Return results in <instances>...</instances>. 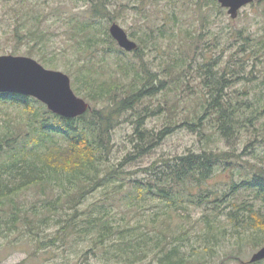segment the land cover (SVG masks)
<instances>
[{
	"label": "trees",
	"instance_id": "16d2710c",
	"mask_svg": "<svg viewBox=\"0 0 264 264\" xmlns=\"http://www.w3.org/2000/svg\"><path fill=\"white\" fill-rule=\"evenodd\" d=\"M82 1L77 13L56 22L72 43L73 61L63 69L90 109L66 119L31 97L0 94V228L18 229L20 220L29 224L26 213L49 223L53 212L55 224L63 226L47 243L36 234V250L57 240L71 246L86 237L91 248L84 258L100 253L104 264H229L237 253L218 256L228 242L225 223L234 230L242 227V233L232 234L240 247L247 238L255 249L263 247V207L255 209L253 202L264 205V163L250 166L237 180L225 173V187L210 185V180L238 160L233 150L238 144L243 153L264 151V6L251 31L223 25L224 11L216 0H139L135 8L142 21L131 33L137 42L131 55L102 27L114 21L117 1ZM188 11L197 24L185 20ZM23 20L33 24L23 38L37 35L47 42L43 16L27 13L16 22ZM145 51L161 54L155 58L157 69ZM56 57L39 54L52 70H57ZM159 95L162 102L154 107L152 100ZM4 108L22 113L12 118ZM163 114L160 130L146 127L148 118ZM125 115L134 125L131 150L119 166L110 165L113 133ZM183 128L224 143L228 151L203 148L160 157L141 169L142 177H133L138 171H123ZM99 188L105 190L100 205L80 211ZM30 192L36 199L27 210L24 196ZM248 193L251 201L243 198ZM77 216L83 218L72 238L69 230L76 228Z\"/></svg>",
	"mask_w": 264,
	"mask_h": 264
},
{
	"label": "rangeland",
	"instance_id": "374dc122",
	"mask_svg": "<svg viewBox=\"0 0 264 264\" xmlns=\"http://www.w3.org/2000/svg\"><path fill=\"white\" fill-rule=\"evenodd\" d=\"M107 1L112 4L115 0ZM116 1V6H114V9H112L113 11L116 10L114 14V21H108L106 23L104 22L102 23V27H106L108 31L112 23H117L128 34L129 38L137 43L136 40L131 37V33L134 31L138 32L139 26L141 25L142 21L141 15L138 14V10H136L135 8L139 6V0ZM186 1L192 4V1L195 0ZM254 3L240 9L237 18L234 20L230 18L227 10L221 7L224 11V15L219 21L222 24L224 23L223 25L228 24L235 27H245L251 31H255L257 29V26L254 22V16L259 13L258 10L260 5L262 7L264 6V1L262 0L259 5H255ZM83 4L84 2L82 0H79L78 2H76V0H0V56L13 55L30 57L46 69H50L46 67L40 60L39 54L44 53L48 57L57 54L56 71L63 72L70 78L69 73H67L63 69V67L69 65L71 60L73 61V58L70 54L73 50L68 48L72 43L65 39L64 34H60L61 30L58 29L60 22L57 23L56 21L58 19L61 20L73 13H77L76 10H79V7L75 8L76 5L84 7ZM121 6H123L124 8L120 9ZM190 11H188L189 14L185 15V20H190V22L195 21V24H197V20L195 19L196 16H192ZM16 12L20 13L15 14ZM27 13H30L34 16H43L46 19L43 22L47 27H49L48 31L46 32V43L39 41V39L36 38L37 35H35L33 39L29 40L23 38L28 30L33 29V24L28 21L25 22L24 20L17 23L16 20L23 17ZM61 16H63V18H61ZM216 24L217 23L215 22L213 26L215 27ZM16 26L19 27V30L15 32ZM37 41H39L40 44L36 43ZM63 51H65L64 58L62 57ZM129 54L132 55V53ZM144 55H147V60H152L150 66L154 69H157L160 62L155 58H158L159 56H161V54H158V51H145ZM109 59L111 60L110 62L113 61L112 58ZM190 81L192 82V79H190ZM195 82L196 81L194 80L193 83ZM182 86L183 85H181L180 87ZM74 93L76 94V92ZM177 95L180 96V93L178 91ZM77 96L79 98H82L92 106V104L83 96ZM147 102L148 101H144L143 103L147 104ZM152 102L154 107L157 106L158 102H162V95H159L157 99H153ZM3 110L4 112L10 113L12 118L22 113V111L18 108H4ZM1 115L2 114H0V117H2ZM162 116L163 117L156 116L148 118L146 120V127L154 131L160 130L164 125V114ZM125 118H128V120H125ZM1 123L2 121L0 120V124ZM119 123L120 124L116 127L113 133L114 147L112 155L109 158L110 165L116 166H119V163L122 162L124 155L131 150L128 141L132 139L134 128L132 119L129 118V115H125L123 118H121ZM203 148H213L215 151H228V148L224 143L216 141L213 138L212 140L206 141L197 133H190L183 128L175 131L171 136L166 138L165 141L163 139L160 145L154 148L149 155L143 157L142 159H138L133 163L126 164L123 168V171H138L133 177H142L140 176L142 174L140 172L141 169L160 157L180 155L190 150L199 152ZM233 150L235 151V155H238V160H233V165L231 166L232 168H227L225 172H221L220 170L219 173L216 174V178L210 180V185H213L216 182H218V184L220 185H223V183L226 182L223 180L229 179H224L226 178L224 177L225 173L227 174V177L233 175L232 178L234 180L240 179L241 174H243L246 169H249L250 166L258 165L259 163V165H261L262 163H264V151L262 149L256 150L255 155H252L246 152L243 153L244 146L238 144L234 147ZM126 177L128 180H130L129 176ZM223 186L225 187V185ZM104 192L105 190L100 188L96 190L80 207V211H84L88 206L95 203L100 205V200ZM252 197V193H248L243 196L244 200L246 201H251L253 199ZM24 199L27 201L26 209L29 210L30 208L32 210L30 204L34 201V199H36L35 195L30 192L26 196H24ZM253 203L256 205L255 209H258L260 206L263 207L261 209V213L264 214V205L259 201H255ZM36 207V210H39V212H41L42 209L38 204L36 205ZM72 213L73 211L71 212V215ZM52 216L53 217L51 221H49V223H45L36 220L37 216L31 213H26L25 217L30 219L29 224H27V222H24L25 220H20V222L17 224L18 229L8 230L7 228L1 227L0 264H104L100 257L101 254L98 252L97 256L90 254L88 257L84 258L83 253L91 248L86 237L84 238V241L79 240L77 243L71 246H64L62 244V241L57 240V242H55V245L53 246L43 248L42 250H36V245L33 244V239H36V234L39 235L38 240L47 243V241H49L56 234L59 227L63 226V224H61L60 226H57L55 224V221L58 220V217L55 213L52 212ZM59 217L62 219V221H65V219H67V215L63 211H61ZM80 218H83V216H77V218H75L74 221L76 223V228L72 227V230L70 229L69 231H73L74 233L79 229V227L81 226ZM224 225L226 229L225 237L228 242L223 244V248L220 250L218 256L222 257L225 254L237 253L236 256L238 259L230 261L229 264H255L250 263V259L262 247L255 249L252 246L251 239L249 240V238H247L245 240V244L240 247L242 244L240 245L239 240H237V238L235 239V236L233 237L232 234H234L237 230L242 233V227L234 230L232 228V224L225 223ZM73 233H71L69 237L73 238V236L76 235V233ZM260 233L264 235V229L259 231V235ZM257 263L264 264V260Z\"/></svg>",
	"mask_w": 264,
	"mask_h": 264
},
{
	"label": "water",
	"instance_id": "95a60500",
	"mask_svg": "<svg viewBox=\"0 0 264 264\" xmlns=\"http://www.w3.org/2000/svg\"><path fill=\"white\" fill-rule=\"evenodd\" d=\"M227 10L232 20L243 7L256 0H216ZM110 37L127 53L137 49V44L117 23L109 27ZM0 94H17L31 97L42 103L48 111L62 118L72 119L83 115L90 105L77 97L70 84V78L63 72L46 69L30 57L0 56ZM264 260V246L255 253L250 263Z\"/></svg>",
	"mask_w": 264,
	"mask_h": 264
}]
</instances>
